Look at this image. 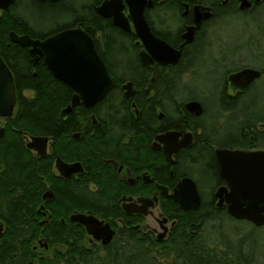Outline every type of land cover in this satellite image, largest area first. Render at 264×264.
Masks as SVG:
<instances>
[{"label": "trees", "instance_id": "16d2710c", "mask_svg": "<svg viewBox=\"0 0 264 264\" xmlns=\"http://www.w3.org/2000/svg\"><path fill=\"white\" fill-rule=\"evenodd\" d=\"M166 1L164 5L169 7L170 1ZM99 2L100 0L87 1L85 6L88 23L80 21V9L77 11L72 8L70 13L73 17L62 28L80 27L92 38L93 31L97 30L100 31L102 38H117L129 42L131 40L129 34L112 28L110 23L95 14L94 6ZM37 6L38 10H42L43 15H48L47 9ZM158 6L161 7L163 4ZM29 10L28 16H19V21L22 23L20 28L13 27L9 22L6 30L0 28V57L12 74L18 101L15 110L16 126L33 135L54 136L57 141L56 148L62 155L70 160L77 159L84 163V173L79 177H84V182L74 183L72 179L69 187L57 191L55 195L59 205L54 207V212L69 210L73 213L86 210L95 217L107 221L115 234L110 244L105 246L100 245L99 242L84 245L88 235L83 226L77 223L70 221L62 223L54 217L55 219L41 228L34 218L39 201L38 194L42 190L35 175L39 168H37L38 164L23 154L24 151L18 144L11 141L6 143L2 150L8 172L6 182L9 187L5 194L7 201L5 233L0 236V264H264V261L259 260L253 251L251 234H236V231L239 232L236 229L231 232L235 237L227 236L229 234L227 231H223L221 237L217 239L207 237L209 232L207 230L213 227L209 225L210 222L217 221L221 226L226 220L234 219L212 208L199 181L201 172L208 170L207 167L209 168L213 160V149L216 147L264 149V129L259 130L257 127V122L264 119L246 118L250 108L244 105L245 98L253 91L238 96H228L223 89L225 75L239 68L225 70L219 77L218 90L211 97L215 105L213 109L216 111L213 110L214 115L210 116L208 123L202 121L207 105L200 98L176 100V96L181 91L176 67L167 68L169 74L165 79V85L158 84L150 97L149 103L152 107L154 104L160 105L166 115L163 120L165 125L183 119L186 120L190 130L195 133L196 128H200L199 135L205 137V141L197 142L200 146L196 150L189 149L183 156L186 158V166L172 169L175 180L185 174L197 182L202 195L200 206L194 211H184L171 199L162 201L161 211L166 218L174 221V226L167 237L159 242L146 231L139 219L123 217L121 224L109 219L122 215L113 198L121 190L110 166L103 162L105 158L117 157L126 164L134 166H143L147 160L156 166L161 163L160 156L148 148V142L143 138L131 140L127 145H119V150L112 148L115 143L108 138V135L119 133L142 134L141 124L133 123L132 128H129L128 123L124 127L119 121L130 118L138 121L146 117L155 119L153 111L150 110L147 115L146 108H141L135 116L132 115L129 100L124 99L118 89H112L92 109L81 106L71 108L70 113L67 114L70 122L68 124L63 122L65 117L63 110L69 104L73 91L66 84L53 78L42 60L32 66L26 48L9 41L8 33L11 30L17 34H26L39 39L56 32L51 30L38 35L33 25L35 20L32 22L33 19H30ZM227 11L234 12L232 8H227ZM154 30L168 42H171L167 37L168 33L177 32V30L171 32L157 28ZM121 57L123 60H128V57ZM120 70L124 68L121 67ZM260 70L262 78L264 66ZM259 80L252 84L253 88ZM188 100H197L201 103L203 114L200 117L193 118L186 112H183V117H179V108H182ZM136 106L138 107V103ZM90 114L94 115L97 121L111 119V123L108 125L101 123V129L92 127ZM114 120L117 122L113 123ZM218 121L222 123L220 126L217 125ZM229 121L231 124L228 126L231 129L226 131L225 124ZM83 125L86 126L84 136L78 140L72 139V132L79 130ZM189 165L198 166L199 174L193 175L194 172L188 167ZM88 185H94V189L90 190ZM246 223L250 225L251 230L256 229L250 223ZM38 244L46 248L48 253L39 252ZM51 248L53 250L49 253Z\"/></svg>", "mask_w": 264, "mask_h": 264}, {"label": "flooded vegetation", "instance_id": "af4514ba", "mask_svg": "<svg viewBox=\"0 0 264 264\" xmlns=\"http://www.w3.org/2000/svg\"><path fill=\"white\" fill-rule=\"evenodd\" d=\"M102 1L103 0H100V2L94 6V12L96 15H99L96 11V6L99 5ZM152 1H153V7L151 9L145 8V10L143 11H144V17L155 36L162 39L155 32L154 28L158 27V30L165 31L167 29L166 23L168 22V19L171 18L175 20L177 23V29H176L177 32H175V34L168 33L167 35V37L171 39V42L162 39V41L164 40L168 45H170L174 49L180 50V57L178 61H176L177 63L160 65L156 63L154 60H152V62L149 64L142 63L140 53L144 51V48L141 42L138 40V38L135 36V34L132 31L133 30L132 22H130L131 19L128 17L129 11L127 10L126 6L123 9V14L128 18L130 25L131 32H125L131 36V40L129 42L123 40L120 41L117 38H110V39L102 38L100 31L97 30L93 31V38L91 37L93 41V46L97 54L99 55V58L105 65L108 76L113 82V86L109 92H111L112 89L113 90L118 89L121 92V96H123L124 91L122 89V86L126 83H130V87L133 94L132 96L127 98L124 96L123 97L124 99L129 100V108L132 111V115L135 116L137 114L135 110L137 109L138 111V109L141 108H146L145 112L147 115H149L150 110H152L155 115V119H148V117H146V119H139L138 121L135 118L134 119L130 118L129 120L126 121L125 119L120 120L119 124L125 127L127 126L128 123L129 126L127 127L129 128H132L133 123L141 124L142 127H140V130L142 134L137 135L136 133H134L132 135H127V134L119 133V134L108 135V138H110V140H113L115 143L114 145H112V148L114 150L115 149L119 150L118 149L119 145H127L128 142L131 140L136 141L139 140L140 138H143L148 142V148H150V150H152L154 153H157L160 156L159 158L162 159V161H160L161 163L157 166L154 165L149 160H147L146 164H144L143 166H134V165L126 164L125 162H123V160L117 157H108L103 159V162L110 166L113 172V176L118 183V188L121 190L113 198L115 202L114 204L121 210L120 213H122V215L119 217L109 218L111 221H115L120 224L122 223L123 217H127L129 219H139L142 221L143 224L144 218L146 216H152L153 210L156 208L158 210L157 216L161 217L160 219L166 218L161 211V204L162 201L169 198L161 194L160 187L167 188L169 193L176 186L180 178L190 177L188 175L183 174L175 180L172 169L178 167L183 168L184 166H186V158L183 156L186 155L189 149L196 150L200 146L197 145L198 141L199 142L205 141V137L199 135L200 128H196V131L194 133L192 130H190L187 127L186 120L181 119L180 122L177 120L175 122H171L168 125H165L163 120H165L164 116L166 115L162 111L160 105L154 104V106L152 107V105L149 103L151 95L154 94V90L157 88L156 86L158 84L165 85V79L169 74L167 68H172V67L178 68L177 72L179 75V79H182L183 75L187 73H191L192 71H194V69L197 66H200L201 63L204 65L202 61H199L201 60V56L203 54L204 44L198 45L196 39H198L203 29L206 26H208L211 21L226 20L234 15L236 16V14L248 16L256 9H259L264 6V0H247L250 3L249 7L242 9L239 8L240 0H206L204 2H198L197 0H169L170 1V3L168 2L170 5L169 7H166L164 5L165 3H167L166 0H158V1L152 0ZM159 4H163V6L159 7L158 6ZM24 5L28 9L31 8L30 19H33L32 22L35 20L34 16L43 15V13H39V14L36 13L35 15L33 14V11L34 12L35 10L38 11L39 7L37 5H40L45 10L47 7H52V8H55V6L58 8L66 7L64 0H57L55 2H49L47 0L45 1L34 0V2L32 0L31 1L12 0L11 4H9L7 7L5 8L0 7V28L6 30L7 22H9L15 28H20L22 23L19 21V16L22 15L21 7ZM194 5H200L209 8V11L211 12L212 15L209 19L203 20L199 28L194 31L192 41L189 43H184V40L182 38V33L184 32V29L187 26L193 24L192 9ZM227 8L228 9L232 8L234 12L232 13L228 12ZM65 11L66 10H64V14H63L64 16L66 15ZM79 15H80L79 19L82 23H88L89 19L87 17L88 13L85 5L82 8H80ZM101 18L104 19L106 22L110 23V26L112 28H116L117 30L124 32L120 28L115 27L112 24L110 18H103V17ZM64 24L65 23L56 25L54 30L58 32L63 29H66V28H62ZM33 25L35 26V23ZM17 35H23V34H17ZM8 37H9V33H8ZM26 52L28 56L27 47H26ZM121 56L128 57L127 58L128 60L126 59L123 60ZM122 63L124 64L122 65ZM121 67H123L124 70H120ZM255 69L260 70V68H255ZM231 72H228L225 75V81L223 87L224 91L228 96H238L248 91H251L252 89H254L252 87V84L255 81L259 80L258 78L257 80L250 83L248 87L244 89H240L227 82L228 81L227 76ZM193 73H195V71ZM261 76H262V72H261ZM119 79L121 80L119 81ZM163 87L165 88V86ZM109 92L106 94V96L109 94ZM26 93L30 94L29 92ZM17 102L18 101L16 96L15 104L10 114L4 116L0 115V202H1L0 203V236H2L3 233H5V222L7 220V215H6L7 201L5 200V194H6V189L9 187L8 183L6 182V178H7L6 176L8 172L2 150L5 144L11 141H14V143L18 144L21 147L22 151H24L23 154L29 157L34 163L38 164L37 168L38 167L39 168L35 175L37 177L38 184L40 185V187H42V190L38 194L39 201L35 208L36 215L34 216V218L39 222L41 228H44L47 223L51 222L55 218L61 221L62 223H64L65 221H70L69 217L73 213L90 214V212L86 210L84 212L78 211L73 213H71L69 210H66L64 212L61 211H56V213L54 212L55 210L54 207L56 205H59V202L56 200V195H55L56 192L59 191L61 188L69 187L71 185L72 179H74L73 180L74 183L76 181L81 183L84 182L85 180L84 177L79 178L80 175L84 173V163L77 159L70 160L65 155H62L60 153L61 151L56 148L57 141L54 138V136L33 135L25 130L18 128L16 126V117H15ZM100 102H98L97 104H99ZM137 103H138V107L136 106ZM132 104H134V106H132ZM140 105L142 107H139ZM77 106L84 107L81 104ZM70 111L63 112V114L65 115V117L63 118V122H65L66 124L70 122L69 121L70 119L67 118L68 117L67 114H69ZM183 112L187 113V111L184 109V106H182V108H179L178 110L179 117L181 116L183 117ZM187 114L192 116L193 118H198V116L200 117L203 114V107L201 114L198 116H194L189 112ZM110 120L111 119H107L105 121L103 120L102 122H100L97 121L96 119V124L93 125L90 119V125L92 127H96V128L98 127L97 129H101L100 124L104 122L106 125H108L109 123H111ZM112 122L116 123L117 121L114 120ZM85 127L86 126L83 125V127H80L79 130L72 132L71 134L72 139L78 140L81 137H83L86 131ZM167 131H180L182 135L184 132L188 134L190 133L191 135L190 143L185 147L178 148L174 153H172L171 160H168L167 157H165V155L163 154L162 151L163 144L159 143L156 140V137L158 135L164 134ZM182 135H179L178 139H181ZM31 137L46 138L45 150L43 155H38V153L35 150L27 147V144L30 142ZM117 141L119 143L116 144ZM153 143H156L155 146H157L158 149H155V147H153ZM216 148H220V147H216ZM214 149H213V160L209 164V168L207 167L208 170L203 174H201L200 183L202 184L201 187L205 188L208 191L207 200L208 203L212 206V208L227 214L225 204L223 203L221 206L218 207L217 198L215 197L216 190L220 187H227V185L226 182L220 176V172H219L220 165H218V162L216 160ZM227 149H232V150L238 149L244 151L258 150V149L264 150L262 148H252V149L227 148ZM57 160L64 164L80 163L82 167V172L74 173L69 176L61 175L56 166ZM188 167L191 169V171L194 172L193 175L197 173L199 174V172H197L198 166L189 165ZM190 178L196 184L200 196V203H201L202 195L199 192L197 182L192 177ZM174 180L175 182L173 184ZM88 187L90 190L94 189V185H88ZM154 196L156 197L157 202L156 203L154 202V207L152 209L148 208V211H150V213L147 215H142L136 212L128 213L124 210V206L126 205H133V204L140 205L137 201L139 198L152 199ZM227 216L229 215L227 214ZM166 219H167V223H164V226L167 227V230L165 236L161 240H158L156 237L158 234L156 229L147 228L144 225L143 227H145L147 232H150L149 233L150 235H152L157 241L160 242L167 237L169 232H171L170 229L174 226V221H171L168 218ZM155 221L158 227L160 228V225L158 223V218H156ZM168 223L169 226H167Z\"/></svg>", "mask_w": 264, "mask_h": 264}, {"label": "water", "instance_id": "95a60500", "mask_svg": "<svg viewBox=\"0 0 264 264\" xmlns=\"http://www.w3.org/2000/svg\"><path fill=\"white\" fill-rule=\"evenodd\" d=\"M45 1V0H39ZM55 2L57 0H47ZM12 0H0V7L5 8ZM250 3L240 0L239 8H247ZM126 6L128 17L132 22V31L141 42L144 51L140 53L142 63L149 64L154 60L160 65L175 64L180 57V50L174 49L164 40L158 38L151 31L145 17V8H152V0H103L96 6L97 13L103 18H110L115 27L124 32H131L128 18L123 14ZM209 8L194 5L192 9L193 24L187 26L182 33L184 43L193 39V34L199 28L203 20L211 17ZM9 40L20 47L28 48V56L32 66L39 59L43 60L46 68L53 78L66 84L73 91L69 104L63 112H69L71 108L81 104L86 109H92L106 96L113 86V82L107 74L105 65L99 58L92 38L80 27L66 28L43 39L32 38L29 35H17L9 32ZM261 72L251 67H243L231 72L227 76V82L240 89H244L253 81L260 79ZM13 78L6 63L0 57V115H9L16 100V92ZM123 96L130 97L133 92L130 83L122 86ZM134 106V104H132ZM187 113L198 116L202 112V105L197 100H188L184 103ZM137 113V110H135ZM94 115H90L92 124H96ZM180 131H167L156 137L163 144L162 151L168 160L171 154L178 148L190 143V133ZM45 137H31L27 147L35 150L38 155H43L45 150ZM153 143V147L158 149ZM214 154L219 166L221 178L227 187L216 190L217 206L225 204L226 213L234 220L246 221L253 227L264 226V150H238L216 148ZM56 166L61 175L69 176L82 172L80 163L64 164L57 160ZM161 194L175 202L184 211H194L200 206V196L195 182L190 177H182L176 186L168 193L167 188L160 187ZM159 188V189H160ZM140 205H126V212H136L142 215L150 213L148 208L154 207L156 197L139 198ZM70 222L77 223L85 229L91 239L105 246L112 240L115 232L108 224L92 214L73 213L69 217ZM161 232L157 239L161 240L166 233V218L158 220ZM46 247V246H44Z\"/></svg>", "mask_w": 264, "mask_h": 264}, {"label": "rangeland", "instance_id": "374dc122", "mask_svg": "<svg viewBox=\"0 0 264 264\" xmlns=\"http://www.w3.org/2000/svg\"><path fill=\"white\" fill-rule=\"evenodd\" d=\"M88 0H64L66 9V15L57 17L56 15H39L34 16L35 19V32L38 35L47 33L54 30L56 25L66 23L71 20V9L79 10L86 5ZM167 30L175 32L177 29V23L173 19H168ZM158 29V27H156ZM197 43L198 45L204 44L203 54L200 66H197L194 71L183 75V78L179 81L180 94L176 96V100L185 99L189 97H198L207 105L205 113L202 115L204 123L210 121V116L213 114L215 105L212 103V96L218 90V79L223 74V71L228 69H236L240 67H257L262 68L264 66V6L256 9L248 16L236 14L226 20L211 21L206 26L202 33L199 35ZM204 60V61H203ZM203 65V66H202ZM193 73V74H192ZM253 93H250L245 98L246 106H249L250 110L246 114V118L260 117L264 119V75L258 82L255 83ZM227 114V113H226ZM214 115V114H213ZM262 119V120H263ZM219 122V121H218ZM264 121L257 122L259 130L264 129ZM221 121L217 123L220 126ZM230 121L225 124L226 131L231 129ZM223 138V136H222ZM203 174V172H201ZM200 178V177H199ZM200 181V180H199ZM202 181V179H201ZM205 197H208V191L202 188ZM157 208L153 210L152 216H146L144 218L143 225L147 228L156 229L157 232H161L155 219L161 220V217L157 216ZM217 221L210 222L209 225L213 226L207 231V237L210 239H217L221 237L223 231L229 232L227 236L235 237L236 234H251V242L253 251H255L257 258L264 261V227H259L251 230L249 224L246 221L238 222V220H226L221 226ZM208 225V226H209ZM169 226V223L167 224ZM240 235V236H241ZM97 243L88 236L84 245ZM39 252L44 254L48 253L46 248H43L41 244L37 245ZM46 250V251H45ZM53 249L49 250L51 253Z\"/></svg>", "mask_w": 264, "mask_h": 264}, {"label": "bare ground", "instance_id": "6f19581e", "mask_svg": "<svg viewBox=\"0 0 264 264\" xmlns=\"http://www.w3.org/2000/svg\"><path fill=\"white\" fill-rule=\"evenodd\" d=\"M21 8H22V15L21 16H23V15L28 16V10L31 9V8L28 9L27 7H25V5L22 6ZM46 9H47L46 11H47L48 14H51V15H56L57 14V17H58V16H61V15L64 14V10H66L67 7L58 8V7L55 6V8L47 7ZM41 12H42V10L41 11L40 10H38V11L35 10V12L33 11V14L35 15L36 13L39 14ZM65 13H66V11H65ZM71 17H73V16L71 15Z\"/></svg>", "mask_w": 264, "mask_h": 264}]
</instances>
